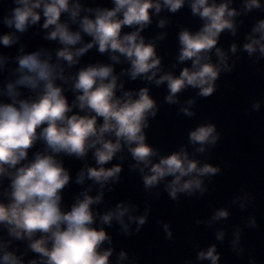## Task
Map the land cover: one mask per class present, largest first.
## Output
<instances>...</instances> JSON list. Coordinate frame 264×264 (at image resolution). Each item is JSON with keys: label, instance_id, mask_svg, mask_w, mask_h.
<instances>
[{"label": "clouds", "instance_id": "1", "mask_svg": "<svg viewBox=\"0 0 264 264\" xmlns=\"http://www.w3.org/2000/svg\"><path fill=\"white\" fill-rule=\"evenodd\" d=\"M186 2L188 0H113L114 8L88 9L89 12L95 11L94 18H81L79 0L75 3L72 0H15L18 6L4 18V23L23 33L29 26L37 24L43 15V28H52L46 38L59 40L64 45L56 55L67 62L68 67L77 64L79 57L98 46L101 53H119L111 56L116 63L120 56H124L131 64L128 72L131 79L143 76L157 86L167 82L170 94L166 99L169 103H176V94L188 86L200 89L202 96L215 91L221 68L205 62L210 60L207 54L216 48L224 30L235 34L234 17L238 15L230 7L231 0L219 4L216 0H190L193 14L204 21L198 32L185 29L179 34V61L191 60L192 67H185L178 77L165 73L157 79L161 59L157 56L155 44L146 43L141 32L151 23L150 10L158 14L162 8H167L175 13ZM244 6L249 11L259 8L261 0H245ZM63 13H69L74 23L79 21V31H72L67 23L61 22ZM165 23L161 20L159 26L163 28ZM124 26L138 27L122 35ZM82 33L92 37V41L74 49L73 46L82 41ZM253 33L259 35L250 36V42L244 48L250 55L257 50L264 55V20L257 24ZM15 42L12 34L0 37V43L5 46ZM231 50L236 52V45ZM216 53L222 65L228 68L226 54L220 48H216ZM17 60V79L0 88V97H7L10 101L0 100V178L11 180L10 192L5 193L9 202H0V225L8 228L9 236L17 240L28 239L30 249L41 254L42 264H110L113 254L112 249L102 250L103 243L110 240L107 232L93 227L96 215L92 205L101 202L103 193L93 197L85 192L83 199H77L71 210L62 208L61 190L69 184L71 176L58 159L60 154L83 158L89 150L95 149L94 157L101 167L82 170L76 183L83 184L88 178L103 187L113 178L118 180L122 170L119 165L112 168L103 165L127 145L137 165L151 166V174L144 176L146 187L157 185L167 176L174 177L167 185L173 199L180 192L203 190L201 177L218 171L209 164L199 166V162L190 159L186 151L153 163L151 157L157 153L145 142L144 129L148 126L149 115H156V101L149 95L148 88L136 93V98L131 91L117 96L119 78L114 74L112 64L90 65L69 77L61 64L52 63L51 57L45 58L41 51L19 56ZM4 64L5 58L0 56V70ZM69 79L72 80V91L77 94L71 103L63 86ZM22 88L35 96L22 98ZM119 88L122 89L123 84ZM188 103L191 105L193 101ZM74 109L80 111L74 113ZM181 111L188 116L194 114L188 107ZM101 117L103 122L98 123ZM215 133L214 125L200 126L190 133V142L200 144L197 150L203 152L204 145L216 143L218 136ZM38 141L44 143V151L36 152L29 160V149ZM144 168H141L142 172ZM185 177L191 178L185 180ZM128 212L129 208L121 204L116 210L104 214L101 223L111 225L116 219L127 231L124 216ZM228 215L226 210H220L214 219ZM138 222L143 225L146 217H139ZM38 233L40 237L34 239ZM218 238L222 239L223 233ZM6 248L7 245L0 242V264H25L22 256ZM126 256L127 253H120L121 259ZM198 258L208 259L211 264H218L220 259L215 246L201 251ZM30 264H38V261L32 260Z\"/></svg>", "mask_w": 264, "mask_h": 264}, {"label": "water", "instance_id": "2", "mask_svg": "<svg viewBox=\"0 0 264 264\" xmlns=\"http://www.w3.org/2000/svg\"><path fill=\"white\" fill-rule=\"evenodd\" d=\"M72 2L75 3V0ZM223 2L225 0H216L218 4ZM79 3L82 6L81 18H94L95 11L89 12L88 9H112L115 6L113 0H79ZM244 5L245 0H231L230 7L238 13L234 17L235 34L224 30L216 45L226 54L229 67L222 65L216 48L207 54L210 60L205 62L221 68L215 81V91L209 96H202L200 89L188 86L176 94V103H169L166 99L170 94L167 82L157 86L143 76L131 79L128 74L131 64L124 56H120L118 63L111 60L112 55L119 53H101L98 46H94L78 58L77 64L68 67L67 62L56 55L64 45L59 40L46 38L52 28H43V15L37 24L20 33L4 23V18L18 6L15 0H0V37L12 34L16 38V42L8 46L0 43V56L5 58L4 67L0 70V88L17 79V57L36 51H41L45 58L51 57L52 63L61 64L69 77L90 65L112 64L114 74L119 78L117 96L131 91L136 98V93L148 88L149 95L156 101V115H149L148 126L144 129L145 142L157 153L151 157L153 163L173 153L186 151L190 159L199 162V166L209 164L218 169L214 174L201 177L203 190L180 192L173 199L167 185L174 177L167 176L157 185L146 187L144 176L151 174V166L144 168L142 163L137 165L127 145L113 160L103 165L105 168L116 165L122 168L119 179L113 178L103 187L88 178L83 184L76 183L82 170L101 167L94 157L95 149L89 150L83 158L60 154L58 159L71 176L69 184L61 190L64 210H71L77 199H83L85 192L93 197L103 193L101 202L92 205L96 215L93 227L103 228L110 237L102 245V250L112 249L110 264H211L210 260L198 257L201 251H207L212 246L216 247L220 257L218 264H264V55L259 50L250 55L244 48L250 42V36L259 35L253 33V29L264 20V0H261L259 8L250 11ZM150 14L151 23L141 35L146 43L155 44L157 56L161 59V71L156 78L165 73L178 77L185 67H192L191 60L179 61V34L185 29L198 32L204 21L193 14L190 0L175 13L162 8L160 13L150 10ZM161 20L166 21L163 28L159 26ZM61 22L67 23L72 31L80 30L79 21L74 23L69 13L62 14ZM137 27L124 26L121 34L131 33ZM82 36V41L73 46L74 49L92 41L87 34L82 33ZM233 45L237 48L234 53L231 50ZM120 84H123L122 89ZM71 85V79L63 84L69 103L77 95ZM21 91L22 98L35 96L27 89L22 88ZM0 100L10 102L7 97H0ZM189 101L193 103L189 105ZM185 107L194 114L188 116L181 111ZM79 111L74 109V113ZM102 122L101 117L98 123ZM209 124L215 126L218 139L215 144L204 145L203 152L198 151L201 145L190 142V133ZM44 148V143L38 141L29 149V160ZM141 168H144L143 172ZM10 183L8 177L0 178V202H9L5 193L10 192ZM121 204L129 208L124 216L127 231L116 219L111 225L101 223L100 219ZM220 210H226L229 215L214 219ZM139 217H146L143 225L139 224ZM221 233L222 239L218 238ZM39 237L38 233L34 239ZM0 242L7 245V251L22 256L25 264H30L32 260L42 264L41 254L30 249V241L9 236L5 225H0ZM121 252L127 253L126 258H120Z\"/></svg>", "mask_w": 264, "mask_h": 264}]
</instances>
